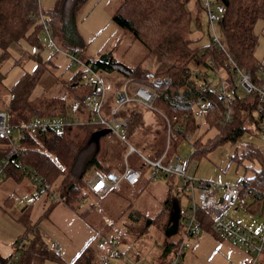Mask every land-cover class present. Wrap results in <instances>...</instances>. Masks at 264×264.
Returning a JSON list of instances; mask_svg holds the SVG:
<instances>
[{
  "label": "rangeland",
  "instance_id": "obj_1",
  "mask_svg": "<svg viewBox=\"0 0 264 264\" xmlns=\"http://www.w3.org/2000/svg\"><path fill=\"white\" fill-rule=\"evenodd\" d=\"M38 1L42 10L48 11L52 9L56 0ZM211 1L216 2V0ZM120 2L121 0H84L79 6L75 25L84 48L82 55L91 58L109 54L128 67L143 61L153 70V65L148 59H143L146 53L145 47L112 18ZM187 8L191 10L194 17L198 15L200 22L198 26L195 24V19H192L188 36L195 39V43L199 45L208 44L207 18L203 8L197 10V7L191 2ZM254 30L258 40L255 56L258 62L264 65V21L258 20ZM215 31L220 34L217 27H215ZM40 41L41 49L30 45L25 39L13 42L8 46L10 56L0 64V73L2 74L0 108L5 109L10 98L11 85L16 79L24 72H30L33 69L36 63L33 55L38 52L44 60H48L49 71L43 72L39 82L32 90L33 100L43 106L42 103H45L43 101H48L52 97L68 96L67 100L71 99L73 93H68L65 85L79 72L80 64L72 63L65 51L53 48L43 32H41ZM193 68L199 69L197 66H193ZM98 71L106 87V97L101 113L106 117L114 116L109 112V106L114 102V91L122 76L116 69H99ZM77 86L79 92L81 89L83 91L90 87L82 80ZM82 105L84 106L83 110H87L90 117L95 116L90 106H85L84 103ZM120 109H135V111H139L137 113L139 118L137 117L138 119L129 130L117 126L118 131L111 129L108 133L100 135L96 143L95 156L98 161L96 164L119 166L124 163L125 159H128L130 164L140 166L142 174L139 180L131 187L119 184L112 192L100 193L99 198L92 195V198L97 199L93 206H90L91 203L89 204V202H93L88 197L90 193H85L86 198L82 202L80 201V206L85 207L84 215H82V209L77 205L75 199L68 204L62 200L55 201L50 191L47 190H43L37 196L33 193L27 194L23 188L12 192L14 198L12 207L4 208L2 200H0V250L2 253L16 249L17 246L22 250V243L15 238L22 234L21 238L26 241L27 236L31 237L36 232L43 238L47 249L43 252L45 255L39 264H66L85 244L93 246L96 253L99 254V259L105 255L109 258L110 264H122L121 256L110 255V245L107 239L113 236L118 239L126 254L133 257L136 254L137 258L135 257V259L146 264H168V257L180 234L179 228L167 235L164 229L159 228L152 220L146 224L142 234L138 235L137 231L124 232L123 222L130 221L126 215L129 210L139 212L140 219L150 218L160 208L162 200L166 197L172 199L170 205H173V199H178L181 205H186L189 190L186 185H183V178L173 172L158 171L155 178L148 177L151 165L144 160L141 154L148 158H157L159 153H155L154 150L159 148L162 153L166 145V138L165 141L161 139L165 130L162 126L163 121L155 110L135 100L127 101ZM198 122L200 125L193 131L194 138L202 134L201 137L206 139L215 133L214 126L207 128L206 122L202 119H199ZM245 125L247 128L241 134L240 140L234 141V139L227 138L208 148L199 157L192 156L186 169L187 175L193 176L195 179L202 178L222 182H236L242 177L250 175L253 170L246 166L249 160L245 158L238 162L237 158L231 154L241 140H249L259 147L264 141L260 128L254 121L247 120ZM131 145L134 149L129 154ZM173 150L174 146L170 143L166 150V158L172 154ZM176 150L182 154H188L190 152L189 144L178 143ZM22 173L24 179L34 187L35 182L31 180L28 171L22 170ZM71 180L76 181L75 176H71ZM51 182L50 189L53 186H56L60 191L64 189V184L60 182V176L55 177ZM76 183L80 188V193L86 192L80 182L76 181ZM194 189L197 191V186H194ZM125 200H127L126 206L123 204ZM237 202L227 208L225 216H231L244 225L255 226L263 214L259 211H250ZM99 205L101 213L96 212L97 208L94 207H99ZM89 210L91 211L87 217L90 218L93 226L84 218ZM116 212L117 214H115ZM102 214H106L107 219L106 215L102 219ZM100 221L104 226L103 233L106 236L104 240L95 235V226L101 223ZM103 226L100 227L101 230ZM92 233L93 237L90 239ZM166 238L171 241L167 249L165 247L168 243V240L165 241ZM187 240L189 244L183 248L180 264H242L243 260L249 256L242 245L207 228L201 227L189 235ZM56 242L61 244L62 248L54 253L53 248ZM126 246L128 247L125 248Z\"/></svg>",
  "mask_w": 264,
  "mask_h": 264
},
{
  "label": "trees",
  "instance_id": "obj_2",
  "mask_svg": "<svg viewBox=\"0 0 264 264\" xmlns=\"http://www.w3.org/2000/svg\"><path fill=\"white\" fill-rule=\"evenodd\" d=\"M83 1L56 0L51 10L44 11L38 0H0V64L10 56L8 46L21 39H25L30 45L41 49L42 27L38 21L39 13L44 16L49 26L50 36L60 49L79 48L81 55L84 54L83 44L75 25L76 12ZM217 1L223 3L225 7L223 17L218 23V30L226 50L238 66L252 70L258 62L255 56L258 40L254 26L258 20L264 21V0ZM189 2L197 7V10L202 7L201 0H121L117 6L112 16L113 20L130 32L145 47L146 53L143 59H148L153 65V70L143 61L128 67L109 54L85 57V59L91 60L92 66L98 70L116 69L122 76L118 84L127 77L146 82L151 74L169 75L171 79L168 84L153 87L155 93L153 105L169 116L187 112L184 128L192 132L200 125L199 119L206 122L207 128L214 126L216 129L215 133L206 139L201 137L202 134L194 138L196 150L192 156L199 157L208 148L224 139L240 140L241 134L247 128L246 121H254L252 111L257 99L255 93L240 97L234 103L235 110L232 120L223 125L217 122L221 112V101L200 88L199 81L193 73V66L202 68L208 55H213L216 61L221 63L224 60V55L213 49H207L206 54L202 55L200 50L204 45L195 43V39L188 36L193 18L195 24L200 25L198 15L194 17L191 10L187 8ZM33 57L36 62L33 69L30 72H24L11 85L10 98L4 107L8 112L9 120L17 121L28 115H58L67 111L80 113L84 97L88 94L90 87L78 91L79 72L65 85L66 91L73 93L71 99L67 100L68 96L52 97L48 101H43L45 102L42 103L43 106L33 100L32 90L39 82L43 72L48 70V60H44L39 52ZM1 78L2 74L0 73V80ZM197 97H205L208 101V106L201 118H197L193 114ZM49 109L55 110L50 111ZM138 112L135 109H118L117 114L128 116L124 129L129 130L136 122V119L139 118ZM155 112L163 121L162 115L156 110ZM97 126L95 123L87 121L65 125L60 129L18 132L20 144L18 155L27 167L35 168L49 183L55 177L60 176V182L64 184L61 195V200L64 203L68 204L75 199L77 205L80 206V203L86 198L85 193L89 192L88 197L93 200L89 204L91 203L90 206H93L97 199L92 198V195L99 198L100 193H95L86 184L85 172L89 166L98 162L95 156L96 143L88 140L91 132ZM176 133V139L171 141L174 148L182 136L179 129L176 130ZM161 139L165 141V130ZM7 140L5 137H0V156L5 150ZM158 150L159 148L154 150L155 153H160L161 150ZM231 155L236 157L238 162L245 158L249 160L246 166L252 168L253 171L241 179L258 186L264 184V151L259 146L249 140H241ZM98 165L107 170L106 166L99 163ZM131 165L140 168L139 165L132 163ZM15 166L20 169V166ZM71 176H75V180L85 187L86 192L80 193L79 186L76 181L71 180ZM200 180L208 181V179ZM171 200L168 197L164 198L160 208L150 217V221L154 220L161 229L165 228L171 221V216L175 214L174 205H170ZM241 205L250 211H259L263 214L264 196L253 195ZM81 209L82 215H84L85 207ZM126 215L130 221L123 222L124 232L137 231L138 235L142 234V230L147 225L144 219H140V213L129 210ZM199 218L201 227L213 230L210 215L200 211ZM16 240L22 243V250L20 249V254L12 264H39L41 262L45 255L43 252L47 249L40 234L35 232L29 242H23L20 237H17ZM167 240L166 238L165 241ZM170 242L168 240L166 249ZM22 251L23 255L21 256ZM53 252L57 253L56 250ZM135 257L137 258L136 255ZM66 264H100L99 255L93 246L85 244Z\"/></svg>",
  "mask_w": 264,
  "mask_h": 264
},
{
  "label": "built area",
  "instance_id": "obj_3",
  "mask_svg": "<svg viewBox=\"0 0 264 264\" xmlns=\"http://www.w3.org/2000/svg\"><path fill=\"white\" fill-rule=\"evenodd\" d=\"M201 6L207 18L209 43L204 45L200 52L205 55L207 49H213L223 54L224 60L219 63L213 55H208L205 65L202 68L193 70L199 81L200 88L220 99L221 112L217 122L222 125L232 120L235 110L234 103L237 99L246 94L255 93L257 100L252 115L254 122L260 128L264 141V65L257 62L252 70L238 66L226 50L220 34L215 31V27L218 28V23L223 17L224 4L217 0L216 2L201 0ZM38 21L42 27L41 31L50 41L52 47L56 50L65 51L72 63L80 64L79 78L90 86L88 94L84 97V104L85 106H90L95 116L90 117L87 110H83L84 106L82 105L80 113L67 111L58 115H28L24 119L10 121L8 112L0 108V137L8 139L5 150L0 156V180L10 165H18L21 170L28 171L31 180L35 182L33 188L35 195L47 190L50 191L53 199L61 200V195L54 193L53 189H50L51 183L35 168L27 167L19 157L20 144L17 133L35 130L46 131L53 128L60 129L65 125L87 121L98 125L96 128L109 127V130L115 129L118 131L117 126L125 127L128 117L127 115L117 114L118 109L127 101L135 100L158 111L163 117L162 126L165 129L166 138L163 152L159 153L157 158H148L146 155L141 154L144 160L151 165L148 177L155 178L158 171L173 172L183 178V183L189 190L186 205H181L178 199L175 202L178 216L176 228L180 229V234L168 257V264H180L183 248L189 244L187 238L201 228L200 211L212 217L211 228L215 232L239 243L249 253V256L243 260L242 264H262L264 262V213L255 226L244 225L231 216H225L224 213L229 206L237 201L238 204H242L253 195L264 196V184L261 186L254 185L245 179H240L236 182L213 180L203 182L200 180L202 178L195 179L193 176L187 175V166L191 161L192 153L196 150L193 132L184 128L187 112L169 116L153 105L155 97L153 87L168 84L171 79L170 76L151 74L146 82L138 81L133 77L125 78L115 88L114 102L109 106V112L114 114V116L106 117L101 113L103 101L106 97V87L98 69L92 66L91 60L87 61L85 56H81V49H60L51 38L49 26L42 13H39ZM207 106L208 101L205 97H197L193 110L195 117L201 118ZM177 129L182 133L179 143H188L190 152L182 154L177 152L175 147L172 154L166 158V150L169 148L171 141L176 139ZM14 131H16V134H14ZM260 148L264 151V142ZM133 149L134 147L131 145L129 153ZM141 174L140 168L131 165L128 159H125L124 166L120 171L107 169L103 173L95 174L89 180V187L96 193L104 194L105 192H112L119 184H126L131 187L139 180ZM194 186H197V191H195ZM100 227L95 228V235L104 240L106 237L103 233L104 226L102 230ZM107 241L110 245V255L121 256L122 264H146L126 254L116 237L109 238ZM60 249L61 245L56 242L54 250L60 251ZM19 254L20 248L18 246L5 256L0 254V264H12ZM99 262L100 264H110L109 258L105 255L100 257Z\"/></svg>",
  "mask_w": 264,
  "mask_h": 264
},
{
  "label": "crops",
  "instance_id": "obj_4",
  "mask_svg": "<svg viewBox=\"0 0 264 264\" xmlns=\"http://www.w3.org/2000/svg\"><path fill=\"white\" fill-rule=\"evenodd\" d=\"M3 109V108H1ZM107 167V169H114L115 171H120L123 166H124V163L120 164L119 166H110V165H104ZM105 171V168H100L99 165L97 164H92L91 166H89V168L87 169V171L85 172V175H86V184L89 186V180L97 173H103ZM52 183V182H51ZM119 186V185H118ZM117 186V187H118ZM116 187V188H117ZM20 188H23V191H25L27 194L29 193H33V185H31V183H29V181L25 180L24 177H23V173L22 171L15 165H10L5 173V175L2 177V180L0 182V200H2V206L4 208H9V207H12L13 206V202H14V198H13V195H12V192L14 191H18ZM54 193H58L59 195H62L63 194V190L60 191L56 186H53L52 187ZM115 189V188H114ZM2 193V195H1ZM96 193V192H95ZM40 194V193H39ZM38 194V195H39ZM99 194V193H97ZM33 195H35L33 193ZM37 196V195H35ZM59 200V199H57ZM55 200V201H57ZM175 202H176V199H173V205H174V212L176 213V207H175ZM96 203V202H95ZM94 203V204H95ZM85 205V204H84ZM84 207V206H82ZM81 207V208H82ZM96 207V212H99L101 213V208H100V205L99 207L97 206H94ZM6 209H3V210H6ZM91 210H89L88 213H86L85 215V219L92 225V223L90 222V218L87 217V215L90 213ZM103 212L105 213V210H103ZM104 215L106 214H102V219L104 217ZM107 215H106V219H107ZM110 218V217H109ZM101 219V220H102ZM93 221V220H92ZM101 222V221H100ZM99 226H103L102 225V222L97 224L95 227H99ZM34 228V227H33ZM177 229V228H176ZM93 230H94V227H93ZM34 233V232H33ZM17 237H22V234H20L19 236ZM16 237V238H17ZM91 237H93V233L91 234L90 236V239ZM15 238V239H16ZM30 240V237L27 236V240L26 241H22L23 242H29ZM61 245V244H60ZM128 247V246H127ZM62 248V247H61ZM126 248V247H125ZM11 250V249H10ZM9 250V251H10ZM61 250V249H60ZM9 251L5 252V253H2V251L0 250V254L5 256L9 253ZM135 254V253H134ZM99 255V254H98ZM136 255V254H135ZM249 255V254H248ZM135 258V257H134Z\"/></svg>",
  "mask_w": 264,
  "mask_h": 264
},
{
  "label": "water",
  "instance_id": "obj_5",
  "mask_svg": "<svg viewBox=\"0 0 264 264\" xmlns=\"http://www.w3.org/2000/svg\"><path fill=\"white\" fill-rule=\"evenodd\" d=\"M221 1L224 2V0H221ZM108 131H109V127H98V128H95V129L91 132V134H90L88 140L97 143V142H98V139H99V137H100V135H102V134H104V133H107ZM123 204H124V206H126V204H127V200H125V202H124ZM120 208H121V210H122V206H121ZM121 210H120V211H121ZM120 211H119V212H120ZM115 214H117V212H116ZM149 221H150V218L147 217V218L145 219V224H147ZM177 222H178V216H177V214L175 213L173 216H171V221H170V222L165 226V228H164V232H165V234L168 235V234L173 233V232L176 230Z\"/></svg>",
  "mask_w": 264,
  "mask_h": 264
},
{
  "label": "bare ground",
  "instance_id": "obj_6",
  "mask_svg": "<svg viewBox=\"0 0 264 264\" xmlns=\"http://www.w3.org/2000/svg\"><path fill=\"white\" fill-rule=\"evenodd\" d=\"M116 187H117V186H116ZM116 187H115V188H116Z\"/></svg>",
  "mask_w": 264,
  "mask_h": 264
}]
</instances>
